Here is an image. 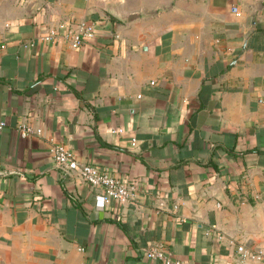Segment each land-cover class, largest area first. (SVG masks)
Returning <instances> with one entry per match:
<instances>
[{"label":"crops","instance_id":"0c3cea01","mask_svg":"<svg viewBox=\"0 0 264 264\" xmlns=\"http://www.w3.org/2000/svg\"><path fill=\"white\" fill-rule=\"evenodd\" d=\"M0 1V264H264L239 253L264 247V0ZM68 20L96 37L41 41Z\"/></svg>","mask_w":264,"mask_h":264},{"label":"built area","instance_id":"2783aa9c","mask_svg":"<svg viewBox=\"0 0 264 264\" xmlns=\"http://www.w3.org/2000/svg\"><path fill=\"white\" fill-rule=\"evenodd\" d=\"M233 11L236 15H239L235 7ZM96 34L97 25L95 22L89 20H68L51 27L41 36V41L52 45L62 43L69 49L79 50L87 41L94 39ZM4 48L5 46H0V49ZM5 125L6 123L0 120V129L5 127ZM19 133L22 138L26 139L33 135H40L42 132L31 127H21L19 128ZM132 145L136 146L135 140H133ZM50 152L59 169L68 173L76 172L92 187L99 189L104 205H109L113 202L127 204L134 198L135 187L124 183L107 171H100V169L93 165L80 164L74 152L65 145H54ZM239 253L242 262L246 260L264 262V247H260L254 251L242 247L239 249ZM146 255L149 259L157 260L164 264H183L181 261L175 260L171 253L165 251L159 245H151L146 250Z\"/></svg>","mask_w":264,"mask_h":264},{"label":"rangeland","instance_id":"374dc122","mask_svg":"<svg viewBox=\"0 0 264 264\" xmlns=\"http://www.w3.org/2000/svg\"><path fill=\"white\" fill-rule=\"evenodd\" d=\"M0 2L2 4V7H0V9L4 13L7 9H9L8 5H7V7H5V1H0ZM17 3H18V0H14L13 3H12L13 4L12 6L15 7L17 5Z\"/></svg>","mask_w":264,"mask_h":264},{"label":"water","instance_id":"95a60500","mask_svg":"<svg viewBox=\"0 0 264 264\" xmlns=\"http://www.w3.org/2000/svg\"><path fill=\"white\" fill-rule=\"evenodd\" d=\"M113 16H115L116 18L118 17V15L115 14V12H110Z\"/></svg>","mask_w":264,"mask_h":264}]
</instances>
